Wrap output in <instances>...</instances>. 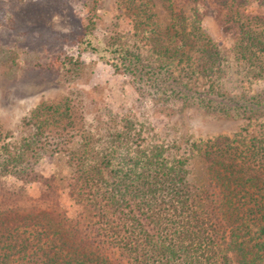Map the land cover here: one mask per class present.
Here are the masks:
<instances>
[{"label":"trees","instance_id":"obj_1","mask_svg":"<svg viewBox=\"0 0 264 264\" xmlns=\"http://www.w3.org/2000/svg\"><path fill=\"white\" fill-rule=\"evenodd\" d=\"M164 1L171 19L166 30H160L150 0L123 3L156 62L120 41L106 45L140 93L224 116L264 110V94L228 99L213 88L193 90L175 75L216 72L223 56L202 31L211 15L232 38L237 60L252 76H262L264 0ZM96 5L94 0L92 10ZM88 48L99 50L90 39ZM61 108L41 103L25 117L34 126L33 139L1 144L0 264H264V135L252 138L246 150L229 137L208 140L202 173L193 172L189 159L170 160L163 146L131 157L128 150L114 163L101 159L87 140L92 147H78L72 171L60 169L33 195L31 185L46 178L36 167L41 153L69 150L73 142L70 105ZM4 132L0 125V141ZM64 195L82 207V216L62 212ZM252 214L257 236L248 238L253 228L244 220Z\"/></svg>","mask_w":264,"mask_h":264},{"label":"rangeland","instance_id":"obj_2","mask_svg":"<svg viewBox=\"0 0 264 264\" xmlns=\"http://www.w3.org/2000/svg\"><path fill=\"white\" fill-rule=\"evenodd\" d=\"M96 1L92 10L94 0H0V125L7 134L0 148L3 142L20 145L33 139L34 126L25 117L43 102L62 104L61 110L69 104L74 122L69 150L41 153L36 167L46 178L31 185L33 195L46 189L60 169L72 171V155L81 145L87 151L95 146L101 159L112 157L114 163L128 150L131 157L159 145L173 162L189 159L193 172L202 173L208 140L229 137L246 150L252 138L264 135L263 109L260 115L224 116L180 101L164 104L159 94L143 96L106 45L120 41L150 63L157 55L135 35L125 0ZM150 1L160 30H166L171 25L167 4ZM202 31L218 46L222 62L211 75L176 70L178 79L193 90L213 88L228 99L264 94V72L252 76L237 60L232 38L214 16L203 19ZM89 39L99 50L86 49ZM11 182L8 178L7 187ZM59 206L69 216L83 214L66 195ZM244 221L253 228L249 238L258 229L255 214Z\"/></svg>","mask_w":264,"mask_h":264}]
</instances>
